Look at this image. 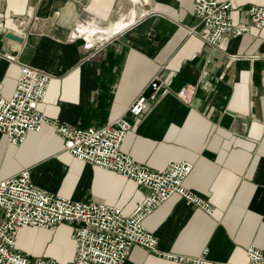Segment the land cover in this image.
Returning a JSON list of instances; mask_svg holds the SVG:
<instances>
[{"label": "crops", "instance_id": "obj_1", "mask_svg": "<svg viewBox=\"0 0 264 264\" xmlns=\"http://www.w3.org/2000/svg\"><path fill=\"white\" fill-rule=\"evenodd\" d=\"M221 2L227 0H219ZM235 24L249 33L205 43L192 0H0V96L10 99L22 65L51 76L40 110L76 128L131 124L122 150L153 170L185 160V186L212 216L174 195L144 220L161 253L247 264L264 253V28L249 8L264 0H229ZM14 33L23 43L5 39ZM19 56L9 63L5 54ZM161 91L141 118L127 113L154 80ZM187 90V99L178 93ZM6 169V171H4ZM24 170L33 183L73 201L131 213L148 191L111 171L77 161L51 129L30 133L21 147L0 134V178ZM72 229H23L18 247L31 258L67 264ZM123 264H172L135 246Z\"/></svg>", "mask_w": 264, "mask_h": 264}, {"label": "built area", "instance_id": "obj_2", "mask_svg": "<svg viewBox=\"0 0 264 264\" xmlns=\"http://www.w3.org/2000/svg\"><path fill=\"white\" fill-rule=\"evenodd\" d=\"M193 15L200 20L201 30L194 33L207 44L219 47L227 37H240L250 31L244 23L232 19V3L219 0H192ZM252 25L264 28V6L248 10ZM9 63L19 62L13 53L4 55ZM20 74L10 99L0 96V134L21 147L30 133L51 129L62 139L66 151L77 161L111 171L143 187L148 194L131 213L120 207L97 202L73 201L36 186L28 170L7 179L0 178V264H58L51 258H31L18 247L23 229L54 231L63 224L72 229L73 257L67 264H123L135 246L161 255L172 264H227L208 258L205 249L199 256L161 253L157 237L144 226V220L172 196L178 195L189 205L214 214L209 203L185 186L193 164L185 160L169 161L161 170L138 164L122 147L131 124L124 118L100 128H76L46 116L41 110L51 82L50 74L20 64ZM153 93L140 95L127 113L141 118L154 101L161 86L151 83ZM186 88L178 93L187 99ZM247 264H264V253L256 246L246 251Z\"/></svg>", "mask_w": 264, "mask_h": 264}, {"label": "water", "instance_id": "obj_3", "mask_svg": "<svg viewBox=\"0 0 264 264\" xmlns=\"http://www.w3.org/2000/svg\"><path fill=\"white\" fill-rule=\"evenodd\" d=\"M5 39L7 40H12V41H15V42H18V43H23L24 42V39L14 33H7L5 35ZM153 93V87L150 86L147 91L145 92V96L146 97H149L151 94Z\"/></svg>", "mask_w": 264, "mask_h": 264}, {"label": "rangeland", "instance_id": "obj_4", "mask_svg": "<svg viewBox=\"0 0 264 264\" xmlns=\"http://www.w3.org/2000/svg\"><path fill=\"white\" fill-rule=\"evenodd\" d=\"M4 171H6V169Z\"/></svg>", "mask_w": 264, "mask_h": 264}]
</instances>
